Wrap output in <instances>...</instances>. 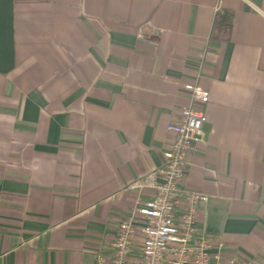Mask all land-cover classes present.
I'll return each instance as SVG.
<instances>
[{
	"label": "crops",
	"instance_id": "1",
	"mask_svg": "<svg viewBox=\"0 0 264 264\" xmlns=\"http://www.w3.org/2000/svg\"><path fill=\"white\" fill-rule=\"evenodd\" d=\"M195 81L211 94L184 181L208 198L198 230L264 264V0H0V264H110L152 195L127 187L164 163Z\"/></svg>",
	"mask_w": 264,
	"mask_h": 264
},
{
	"label": "built area",
	"instance_id": "2",
	"mask_svg": "<svg viewBox=\"0 0 264 264\" xmlns=\"http://www.w3.org/2000/svg\"><path fill=\"white\" fill-rule=\"evenodd\" d=\"M183 89L191 104L168 126L173 139L163 154L164 163L127 187L148 190L152 195L138 201L119 223L110 264H131L137 248L141 252L139 264H251L240 257L225 258L222 245L216 247L198 230L197 211L208 198L187 189L184 181L190 157L203 142L208 122L205 106L211 94L200 81L185 84ZM97 264L108 263L99 256Z\"/></svg>",
	"mask_w": 264,
	"mask_h": 264
},
{
	"label": "trees",
	"instance_id": "3",
	"mask_svg": "<svg viewBox=\"0 0 264 264\" xmlns=\"http://www.w3.org/2000/svg\"><path fill=\"white\" fill-rule=\"evenodd\" d=\"M234 14L229 11L221 10L217 13L212 31L213 38L226 40L233 28Z\"/></svg>",
	"mask_w": 264,
	"mask_h": 264
}]
</instances>
